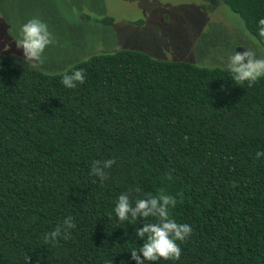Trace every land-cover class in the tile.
<instances>
[{"label": "trees", "instance_id": "1", "mask_svg": "<svg viewBox=\"0 0 264 264\" xmlns=\"http://www.w3.org/2000/svg\"><path fill=\"white\" fill-rule=\"evenodd\" d=\"M264 49V0H220ZM99 23L110 24L102 17ZM83 69L74 89L65 73ZM264 77L251 87L227 66L164 60L120 48L57 72L0 58V264H136L137 235L157 218L119 221L124 194L169 195L193 232L179 260L264 264ZM108 159L115 163L103 169ZM99 161V164H93ZM104 170L101 181L91 167ZM71 216L70 237L44 235Z\"/></svg>", "mask_w": 264, "mask_h": 264}, {"label": "rangeland", "instance_id": "2", "mask_svg": "<svg viewBox=\"0 0 264 264\" xmlns=\"http://www.w3.org/2000/svg\"><path fill=\"white\" fill-rule=\"evenodd\" d=\"M33 17L46 22L54 38L36 67L15 43ZM102 17L110 24H100ZM120 48L208 67L227 66L233 52L249 49L264 58V49L220 0H0V58L18 67L57 72Z\"/></svg>", "mask_w": 264, "mask_h": 264}, {"label": "clouds", "instance_id": "3", "mask_svg": "<svg viewBox=\"0 0 264 264\" xmlns=\"http://www.w3.org/2000/svg\"><path fill=\"white\" fill-rule=\"evenodd\" d=\"M259 35L264 37V19L259 20ZM18 39L15 40L18 49H23L25 60L32 67L43 64V53L46 47L54 43L53 34L49 31L46 22L33 17L21 25L18 33ZM4 50H8L5 45ZM255 52L245 50L243 53L233 52L229 57L227 69L230 72L232 79L237 84L247 82L248 86L254 85L260 78L264 77V58H254ZM246 61V62H245ZM85 81V73L83 69L75 70L71 74L65 73L61 83L68 89H74L78 84H83ZM264 156V152L258 151L256 158ZM115 163V160L108 159L103 162V169L110 168ZM93 164H99V161H94ZM102 168L92 166L91 174L99 177L101 181L107 179V175ZM177 201L169 195H158L149 200L138 199L135 202V207H130L129 199L126 195L121 194L116 202L114 213L119 221H124L129 214L135 218L138 214L141 217L153 216L157 218V223H146L142 229L137 230V235L144 237L147 234V239L142 247L139 248L143 259L137 255V250L131 251V257L136 261V264H144V261L157 260H179L181 256V248L177 241L184 242L189 237L193 229L189 224H179L169 215L168 205L175 207ZM75 223L72 217H67L63 223L55 227L51 232L46 233L43 237L44 242L55 243L57 238L63 235L64 239L70 237L69 229L75 228ZM30 260L26 257L25 264Z\"/></svg>", "mask_w": 264, "mask_h": 264}]
</instances>
